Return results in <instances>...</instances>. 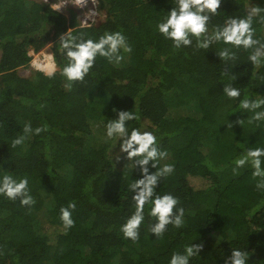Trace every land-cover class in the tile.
<instances>
[{
    "label": "trees",
    "instance_id": "1",
    "mask_svg": "<svg viewBox=\"0 0 264 264\" xmlns=\"http://www.w3.org/2000/svg\"><path fill=\"white\" fill-rule=\"evenodd\" d=\"M250 4L264 7V0H224L210 27L243 15ZM99 7L104 19L81 27L75 8L62 14L37 0H0V174L28 175L35 200L22 207L0 198V264H167L192 240L203 247L191 264H224L237 247L248 252V264H264V190L256 189L250 169L232 172L239 144L264 145V122L249 124L247 114L237 112L238 99L229 101L222 91L231 82L241 98L264 96V65H251L243 50L234 61L219 60L222 45L172 49L154 31L171 7L168 0H99ZM253 26L264 37V29ZM68 28L93 38L123 31L132 52L119 64L98 58L85 81L67 89L59 76L58 38ZM46 47L56 76H20L29 52ZM114 107L135 109L141 119L126 123L154 128L173 158L174 171L157 191L179 198L185 225H169L161 238L148 233L147 216L137 241L119 231L130 214L127 186L140 172L110 158L113 141L105 143L101 121L114 118ZM25 122L48 130L13 149L10 140ZM69 201L76 203L74 224L65 232L59 208Z\"/></svg>",
    "mask_w": 264,
    "mask_h": 264
},
{
    "label": "clouds",
    "instance_id": "2",
    "mask_svg": "<svg viewBox=\"0 0 264 264\" xmlns=\"http://www.w3.org/2000/svg\"><path fill=\"white\" fill-rule=\"evenodd\" d=\"M99 0H91L95 6ZM170 9L165 11L155 23L154 31L165 41L170 42L174 50L193 48L194 50H207L212 45H222L216 52L219 60L229 62L236 59L238 51L248 53L247 60L256 68L264 65V37L257 35L255 24L264 29V7L259 4L246 6L243 15H228L220 24H211L221 9L224 0H168ZM81 6H87L89 0H77ZM54 10L60 9L64 3L58 0ZM96 12L92 11L85 17L84 25L91 26L95 22ZM58 51L63 66L59 68V76L64 81V87L71 89L76 82H84L93 70L97 59L103 58L110 64H119L131 53L132 47L126 35L120 30H105L93 38L84 31L75 34L68 28L58 38ZM30 67L51 79L57 74V64L53 54L34 56ZM235 79L234 77L232 78ZM223 95L229 100H237L239 113H246L249 124L255 123L257 127L264 122V96L252 97L245 95L241 98V89L234 87L231 82L223 85ZM114 118L101 121L103 125V139L105 143L113 141L110 148L112 161L121 159L130 163L132 170L139 167L140 178L132 179L126 191L130 195V214L120 225L119 231L123 238L135 242L139 239L140 229L148 218L147 231L155 238L164 236L169 225L180 229L185 225V209L181 206L179 198L171 192L157 191L162 180L174 171L172 163L160 164L168 156L166 149L160 146L156 130L147 127H136L128 121H137L141 117L133 110H120L115 107ZM236 113V112H235ZM244 119L234 123L241 125ZM227 127H233L228 121ZM48 126L33 127L25 122L21 134L11 138L10 147L15 149L23 146L32 136L46 132ZM119 142L118 150L112 149ZM238 155L232 161V172L250 169L251 175L256 179V189L264 190V145L245 146L238 145ZM154 169V171H150ZM6 169V168H5ZM0 198L19 202L20 206H31L35 203L30 188L28 175H16L10 171L0 174ZM76 208L74 201L59 208V220L63 230L67 232L73 224L72 213ZM190 243L183 246L182 251L173 252L167 264H191L193 257L200 256L202 244ZM248 252L239 247L232 248L230 255L224 259V264H248Z\"/></svg>",
    "mask_w": 264,
    "mask_h": 264
},
{
    "label": "rangeland",
    "instance_id": "3",
    "mask_svg": "<svg viewBox=\"0 0 264 264\" xmlns=\"http://www.w3.org/2000/svg\"><path fill=\"white\" fill-rule=\"evenodd\" d=\"M37 1H40V0H37ZM53 1L58 2V0H53ZM63 1H69L68 4L65 6V14L68 13V10L70 8L76 9L77 14H78V22L80 25H82L84 23L85 17L89 16V14L92 11H95L97 14L95 17V22L92 23L93 25L99 23L105 17L104 12L99 7V2L95 6H93L91 1H90L87 4V6L81 7L79 4H75L74 0H63ZM49 53H51L50 47H46L45 49H43L39 53H35L33 50H31L29 52V56L31 57V61H32L34 56H42L43 54H49ZM36 72H38V71L33 70L30 67V63L27 66H24V67H21L18 69V74L22 77H25V78L32 77ZM220 154H221V148L216 146L214 148L212 156L215 158V160H217V159H219ZM164 163H172L174 165L173 158L171 156H167V158L165 160L160 161V164H164ZM40 223H42L43 229H48L47 231H51V228L46 224V220L43 217L40 218Z\"/></svg>",
    "mask_w": 264,
    "mask_h": 264
},
{
    "label": "built area",
    "instance_id": "4",
    "mask_svg": "<svg viewBox=\"0 0 264 264\" xmlns=\"http://www.w3.org/2000/svg\"><path fill=\"white\" fill-rule=\"evenodd\" d=\"M40 2L45 3V4H48L52 9L55 8V4H53V3H57L56 1H53V0H40ZM68 2L69 1H63L64 5L60 9H57L56 11H58V12H60L62 14H65V6L68 4ZM74 2H75V4H78L76 0H74ZM91 25H93V24H91ZM84 27H88V26L87 25H84Z\"/></svg>",
    "mask_w": 264,
    "mask_h": 264
},
{
    "label": "bare ground",
    "instance_id": "5",
    "mask_svg": "<svg viewBox=\"0 0 264 264\" xmlns=\"http://www.w3.org/2000/svg\"><path fill=\"white\" fill-rule=\"evenodd\" d=\"M77 1V0H76ZM89 1H91V0H89ZM43 55H46V54H43Z\"/></svg>",
    "mask_w": 264,
    "mask_h": 264
}]
</instances>
